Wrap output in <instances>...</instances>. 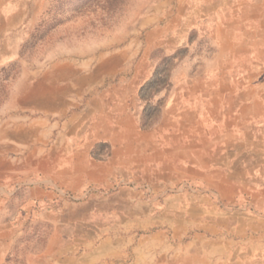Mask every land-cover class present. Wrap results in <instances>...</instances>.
Segmentation results:
<instances>
[{"label": "crops", "instance_id": "obj_1", "mask_svg": "<svg viewBox=\"0 0 264 264\" xmlns=\"http://www.w3.org/2000/svg\"><path fill=\"white\" fill-rule=\"evenodd\" d=\"M185 8L206 10L212 48L194 52L196 38L165 25L147 33L150 46L190 49L174 52L149 123L151 49L111 66L55 65L6 106L21 112L0 119V202L13 206H0L2 242L31 222L48 229L40 264H264V0ZM25 16L0 0V35ZM182 17L183 29L193 18ZM90 185L104 192L85 197Z\"/></svg>", "mask_w": 264, "mask_h": 264}, {"label": "rangeland", "instance_id": "obj_2", "mask_svg": "<svg viewBox=\"0 0 264 264\" xmlns=\"http://www.w3.org/2000/svg\"><path fill=\"white\" fill-rule=\"evenodd\" d=\"M9 1L23 4L26 16L16 29L0 35V119L21 112H6V106L24 104L31 84L44 80L55 65L111 66V60L115 64L119 56L129 54L136 61L144 50L151 49L156 63L169 70L177 63L174 52L181 57L190 49L175 48L171 40L163 46L148 45L147 33L159 25L168 27V37L185 31L196 38L194 52L212 48L207 39L208 14L206 10L189 14L185 6L190 0ZM184 13L193 19L182 29ZM4 192L0 187V199ZM7 195L13 198L15 188ZM0 206L13 207L10 201H1ZM47 231L46 225L27 222L25 232L14 236L9 245L0 239V264H40Z\"/></svg>", "mask_w": 264, "mask_h": 264}, {"label": "trees", "instance_id": "obj_3", "mask_svg": "<svg viewBox=\"0 0 264 264\" xmlns=\"http://www.w3.org/2000/svg\"><path fill=\"white\" fill-rule=\"evenodd\" d=\"M170 85L169 83V77H168V70L158 66V69L156 70V74L152 77L150 81H148L141 89L140 94L144 100H146L147 104L145 106L144 110V120L145 124L149 123L150 120H147L153 116H156L157 113L160 110L161 105L163 104L162 101H160L158 104L154 105L151 103V99L153 95Z\"/></svg>", "mask_w": 264, "mask_h": 264}, {"label": "built area", "instance_id": "obj_4", "mask_svg": "<svg viewBox=\"0 0 264 264\" xmlns=\"http://www.w3.org/2000/svg\"><path fill=\"white\" fill-rule=\"evenodd\" d=\"M99 191H103V192H104L103 189L96 188V187L90 185V186H87V188L85 189V191H84V196L86 197V196H88V195H90V194H92V193H97V192H99ZM56 192L58 193L59 196L65 198V199H67V200L74 201V200L77 199V198H75L74 194H72V193L69 192V191L63 190V189H61V188H58V187H57V188H56Z\"/></svg>", "mask_w": 264, "mask_h": 264}]
</instances>
